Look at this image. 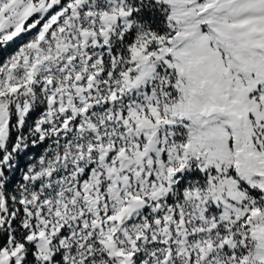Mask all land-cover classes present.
Returning a JSON list of instances; mask_svg holds the SVG:
<instances>
[{
  "label": "snow or ice",
  "instance_id": "snow-or-ice-1",
  "mask_svg": "<svg viewBox=\"0 0 264 264\" xmlns=\"http://www.w3.org/2000/svg\"><path fill=\"white\" fill-rule=\"evenodd\" d=\"M0 264H264V0H0Z\"/></svg>",
  "mask_w": 264,
  "mask_h": 264
}]
</instances>
